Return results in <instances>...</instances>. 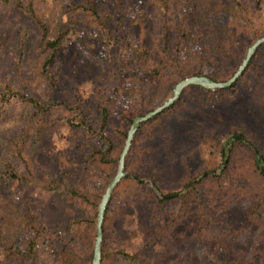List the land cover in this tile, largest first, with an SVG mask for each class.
<instances>
[{"label":"rangeland","instance_id":"374dc122","mask_svg":"<svg viewBox=\"0 0 264 264\" xmlns=\"http://www.w3.org/2000/svg\"><path fill=\"white\" fill-rule=\"evenodd\" d=\"M30 1L22 0L24 4ZM240 1L248 17L223 12L215 21L240 36L246 56L264 37V0ZM97 2L109 15L105 32L91 26L83 15L69 13L63 0H34L39 15L66 32L50 69V83L36 73L42 59L39 27L16 1L0 0V95L6 87L25 89L46 108L41 113L19 99L7 104L0 101V196L25 213H35L47 231L35 259L23 257L21 264H71L64 251L90 258L86 244L68 231L69 222L85 218L87 212L69 201L66 190L75 189L95 200L103 198L108 177L92 163L91 154L111 146L125 147L135 114L161 106V93L145 74L152 63L140 60L134 48L143 47L154 56L158 42L167 36L174 52L181 13L171 11L165 16L148 0ZM256 62L237 82L234 102L209 103L206 93L190 87L160 119L164 130L155 139H137L135 151L144 156L143 181L157 182L166 193L185 195L205 178L222 175L238 156L233 149L241 139L254 147L250 146L264 168L259 156V151L264 154V50ZM178 83L169 77L163 92L170 98ZM104 110L108 113L105 127ZM74 123L81 125L74 127ZM215 140L228 143L225 156L216 151ZM14 150H21L24 159L16 158ZM208 173L214 175L204 176ZM187 177L194 180L184 187ZM118 188L109 205L114 221L103 253L125 248L131 254L147 255L156 264L180 258L176 251L168 252L167 244L152 241L151 203L144 198L123 199ZM29 238V234L18 238L24 255L30 250ZM0 264H13L1 247Z\"/></svg>","mask_w":264,"mask_h":264},{"label":"trees","instance_id":"16d2710c","mask_svg":"<svg viewBox=\"0 0 264 264\" xmlns=\"http://www.w3.org/2000/svg\"><path fill=\"white\" fill-rule=\"evenodd\" d=\"M4 1L7 3L16 1L18 8L29 15L39 27L41 34L39 51L42 59L36 73L43 81L52 83L50 69L62 50L66 32L62 27L53 28L40 16L34 0L28 4H24L22 0ZM63 1L69 7V13L83 15L91 26L106 31L109 15L102 10L97 0ZM148 1L163 11L165 16L171 11L181 13V24L176 29L174 52L168 47L167 36L158 42L154 56L143 47L134 48L140 60L152 63L151 67L145 70V74L161 93L159 105L169 99V94L163 92L168 87L169 77L181 82L193 76H206L216 82H226L234 76L243 63L246 50L242 51L240 36L231 28L217 24L215 19L223 12L237 18L248 17L249 11L240 0ZM262 50L264 45L255 54L248 68L256 67ZM236 84L227 90L198 88L208 95L209 103H232L236 100ZM13 99L32 104L38 112L46 111L44 104L27 90L6 87L0 95L1 103L7 104ZM177 102L167 111L173 109ZM153 110L150 109L146 113L139 110L135 114V119ZM167 111L143 124L134 139L126 162V172L137 179L144 180L146 175L145 169L140 168L144 165V156L135 151L137 139L141 136L150 140L155 139L164 130L160 119ZM103 113L105 127L107 110ZM124 117L126 121L132 122L128 115ZM80 125L73 124L74 127ZM213 145L222 156L229 150L228 143L223 144L215 140ZM123 150V146L121 148L111 146L104 151H94L90 156L92 163L107 174L108 186L118 173ZM13 152L16 158L24 159L21 150ZM233 152L238 156H234L230 162L231 166L229 165L222 175L205 178L182 196L166 193L155 181L153 183L162 194V198L149 185L132 178L124 179L119 185L118 189L123 199L144 198L151 203L153 212L149 221L153 227L152 241L167 244L170 254L176 251L180 255V258L167 264H264V172L260 168V160L256 153L241 140H237ZM259 156L264 161V154L260 151ZM28 167L31 169L30 164ZM193 180L194 178L187 177L183 186H188ZM66 191L69 201L87 212L85 218L71 220L68 231L86 244L91 255L90 258H83L76 252L64 251L63 256L71 264H92L99 206L103 198L100 196L95 200L75 189ZM235 210H238V213H235ZM113 221L114 216L108 206L103 225L104 242L109 236ZM46 233L45 226L37 221L35 213H25L8 198L0 196V247L8 262L21 264L19 260L23 257L34 260L37 247ZM21 234L30 235V250L25 255L18 243ZM102 264L156 263L141 252L131 254L125 248H120L112 253H103Z\"/></svg>","mask_w":264,"mask_h":264},{"label":"water","instance_id":"95a60500","mask_svg":"<svg viewBox=\"0 0 264 264\" xmlns=\"http://www.w3.org/2000/svg\"><path fill=\"white\" fill-rule=\"evenodd\" d=\"M264 45V37L258 39L247 51V54L243 60L242 65L239 67L238 71L234 74V76L229 79L226 82H216L206 76H193L190 78H187L180 83L177 84L173 91V95L161 106L156 108L155 110L149 112L145 116L138 117L133 122L130 131L128 133V138L124 147V150L121 154L120 161H119V169L116 177L113 179V181L109 184L105 195L103 196V199L101 201V204L99 206V213H98V220H97V239L95 243V249H94V258L92 264H102V257H103V242H104V220L106 215V210L113 198V195L121 182L126 178H133L140 182H145L148 185H150L155 192L161 196L157 188L153 185V183L143 180H138L137 178L132 177L130 174L126 172V162L127 158L130 154V151L133 146L134 139L139 132L140 128L143 124H146L155 118H157L159 115L170 109L182 96L185 90H187L190 87H201L206 90H227L236 84L239 79L243 76L244 72L248 68L251 60L255 56V54L258 52V50ZM236 139H240L239 137H235ZM242 140V139H241ZM244 141V140H242ZM245 142V141H244ZM247 143V142H245ZM252 148H254L252 145H250ZM264 172V168H262ZM214 174L208 173L204 176H211ZM198 180H196L194 183H196ZM191 184L190 186H192ZM188 190V188H187ZM186 190V191H187Z\"/></svg>","mask_w":264,"mask_h":264}]
</instances>
